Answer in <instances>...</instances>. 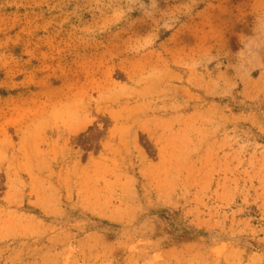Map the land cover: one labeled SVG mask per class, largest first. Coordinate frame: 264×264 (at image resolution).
<instances>
[{"label":"rangeland","instance_id":"obj_1","mask_svg":"<svg viewBox=\"0 0 264 264\" xmlns=\"http://www.w3.org/2000/svg\"><path fill=\"white\" fill-rule=\"evenodd\" d=\"M0 264H264V0H0Z\"/></svg>","mask_w":264,"mask_h":264}]
</instances>
